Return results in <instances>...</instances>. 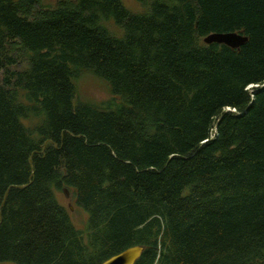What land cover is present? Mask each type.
Wrapping results in <instances>:
<instances>
[{
	"label": "trees",
	"instance_id": "obj_1",
	"mask_svg": "<svg viewBox=\"0 0 264 264\" xmlns=\"http://www.w3.org/2000/svg\"><path fill=\"white\" fill-rule=\"evenodd\" d=\"M138 3L0 0V264H264V0Z\"/></svg>",
	"mask_w": 264,
	"mask_h": 264
},
{
	"label": "rangeland",
	"instance_id": "obj_2",
	"mask_svg": "<svg viewBox=\"0 0 264 264\" xmlns=\"http://www.w3.org/2000/svg\"><path fill=\"white\" fill-rule=\"evenodd\" d=\"M122 2L133 12H140L142 10L138 0H122ZM76 82L77 97L85 103L101 105L113 98L108 83L92 73L83 74ZM58 199L69 210L71 219L76 227L79 230H85L88 215L75 206L71 199V193L69 192V197H66L64 193H60Z\"/></svg>",
	"mask_w": 264,
	"mask_h": 264
},
{
	"label": "water",
	"instance_id": "obj_3",
	"mask_svg": "<svg viewBox=\"0 0 264 264\" xmlns=\"http://www.w3.org/2000/svg\"><path fill=\"white\" fill-rule=\"evenodd\" d=\"M247 37L234 32L228 33H213L204 39V43L226 45L233 49H240L247 42ZM66 197H69V191L65 188L63 190ZM144 251L142 246H134L125 251L112 256L103 264H136Z\"/></svg>",
	"mask_w": 264,
	"mask_h": 264
}]
</instances>
